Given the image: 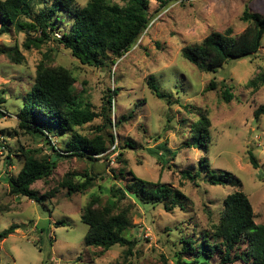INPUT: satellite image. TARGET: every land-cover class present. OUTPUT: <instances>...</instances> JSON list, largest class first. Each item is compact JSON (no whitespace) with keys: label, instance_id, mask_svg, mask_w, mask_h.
<instances>
[{"label":"rangeland","instance_id":"1","mask_svg":"<svg viewBox=\"0 0 264 264\" xmlns=\"http://www.w3.org/2000/svg\"><path fill=\"white\" fill-rule=\"evenodd\" d=\"M74 1L80 7L87 2ZM52 2L37 0L31 7L32 17ZM149 2L148 27L133 47L106 67L81 64L70 50L56 42L57 36L27 49L23 45L26 37L34 38L37 33L17 31L12 25L0 33V100L8 112L5 116L0 114V232L11 224L22 226L0 241V264L122 262L124 247L115 245L106 251L83 249L88 226L82 222L81 214L94 195L102 203L116 201L110 189L124 187L132 179L129 171L179 189L186 199L183 208L167 211L161 203H142L131 194L133 186H129L131 192L117 203L119 208L131 206L133 226L127 233L137 239L127 264H198L193 255L181 252L182 237L196 236L218 223L224 197L235 190L248 194L254 222L264 223V115H253L254 109L264 102V87L253 90L247 85L264 69V33L256 53L229 59L215 71L201 72L181 55L182 47L200 43L211 32L231 27L234 35L239 34L246 26L240 19L243 9L264 15V0H166L164 6H159L158 0ZM57 15L53 35L59 36L69 29L72 17L61 10ZM10 50H17L22 56L20 62L10 59ZM41 61L66 68L74 78L75 94L99 114L109 91L115 88L117 94L107 113L110 125L99 115L76 127L87 138L113 134L115 140L109 146L107 159H59L48 178L31 186L39 195L57 188L52 197L38 203L25 196L10 195L3 178L18 173L23 163L22 148L39 149L37 156L41 157L49 154V145H53L57 152L65 154L63 150L71 136L69 132L49 134L47 138L38 133L30 135L17 125L16 114ZM149 76L167 99L153 94L147 84ZM210 80L215 82L211 90L206 89ZM224 86L233 95L229 102L222 100ZM200 113H205L210 121L207 151L194 147L191 139V127ZM248 150L254 155L257 168L251 166ZM203 157L212 169L239 179L241 186L208 185L198 166ZM185 171H199L196 184L182 176ZM84 172L97 174L86 191L68 195L66 188L57 187L64 174ZM59 219H65L66 224L55 226ZM214 241L216 250L220 249L219 241ZM209 264H220V259L215 256Z\"/></svg>","mask_w":264,"mask_h":264},{"label":"trees","instance_id":"2","mask_svg":"<svg viewBox=\"0 0 264 264\" xmlns=\"http://www.w3.org/2000/svg\"><path fill=\"white\" fill-rule=\"evenodd\" d=\"M37 1V0H36ZM35 0H0V33L7 32L12 25L17 31L37 33L34 38H27L23 45L29 49L31 45L39 47L45 40L56 37L53 20L58 17L59 10L68 13L71 18L69 29L61 31L56 42L70 50L72 56L81 64L93 67H106L114 64L125 52L133 47L141 34L148 27L151 15L149 0H87L82 7L74 0H53L52 5L32 17L31 7ZM159 6H164L166 0H158ZM22 17H26L22 19ZM28 19V20H27ZM60 19V18H59ZM246 23L242 32L233 34L232 28L224 31L211 32L200 43L181 48L182 57L193 64L201 72L215 71L217 66L226 63L229 59H240L254 54L261 46L264 33V15L252 12L245 7L240 16ZM62 21V20H60ZM11 60L20 62L22 56L17 50L7 52ZM74 78L72 74L61 66H48L42 61L35 70L34 83L24 97L22 106L17 112V125L26 133H36L48 137L70 133L65 144L64 153L57 152L53 145H49L50 152L38 157L39 149L22 148L23 163L16 176L9 175L3 179L7 182L10 195L25 196L35 202L47 200L53 196L57 188H53L44 195L31 186L38 180L48 178L54 171L57 161L61 158L77 157L95 162L102 157L107 159L109 146L113 145L115 137L99 134L87 138L76 131V127L90 123L94 118L103 115L110 125L108 112L111 101L117 94L112 89L106 96L102 114L91 109L89 103L83 101L74 92ZM147 84L153 94L159 99H167L153 77L149 76ZM214 80H210L206 89H213ZM247 85L257 90L264 87V69L248 80ZM233 95L229 88L224 86L222 100L229 102ZM0 100V107L2 103ZM6 113V110L3 109ZM255 118L264 115V102L253 111ZM210 121L205 113H200L191 127L193 146L207 151L209 141ZM49 142V141H47ZM55 155V158H53ZM10 159V156H8ZM249 162L257 168V162L251 151L248 150ZM7 163L9 164L10 160ZM198 166L205 175L208 185L241 186L239 179L222 170L212 169L208 160L199 159ZM200 171V170H199ZM199 171L194 174L185 171L182 176L196 184ZM123 174V172H120ZM132 177L124 187H112L111 196L114 200L102 203L97 195L90 197L83 208L81 220L88 226L83 238V249H101L106 251L118 245L124 247V260L112 264H127L128 256L133 255L137 239L128 235L132 228L129 211L131 206L119 208L117 203L131 194L142 203L163 204L167 211L175 207L183 208L186 196L179 189L165 185L159 181H150L128 172ZM79 176L78 178H76ZM97 174L91 175L66 173L58 188H66L68 195L84 192L93 185ZM130 189V190H128ZM139 189V191H138ZM218 223L211 229L199 232L196 236L186 234L182 237L181 252L194 256L198 264H209L211 258L217 256L220 264L240 262L242 264H264V223L254 222L253 207L248 194L242 190H235L223 199ZM55 226L66 224L65 219L55 221ZM20 224H11L0 232V241L20 229ZM219 241L220 249L216 250ZM244 248L240 249V245ZM198 259V260H197ZM191 264V263H189Z\"/></svg>","mask_w":264,"mask_h":264},{"label":"bare ground","instance_id":"3","mask_svg":"<svg viewBox=\"0 0 264 264\" xmlns=\"http://www.w3.org/2000/svg\"><path fill=\"white\" fill-rule=\"evenodd\" d=\"M57 36H58V35H57ZM0 108H1V107H0ZM2 111H3V109H2ZM0 114H1V115H2V114H5V115H6L7 113H6L5 111H3V112L0 113ZM2 116H3V115H2Z\"/></svg>","mask_w":264,"mask_h":264},{"label":"built area","instance_id":"4","mask_svg":"<svg viewBox=\"0 0 264 264\" xmlns=\"http://www.w3.org/2000/svg\"><path fill=\"white\" fill-rule=\"evenodd\" d=\"M3 111H2V109L0 108V113H2ZM3 116H5V114H2Z\"/></svg>","mask_w":264,"mask_h":264},{"label":"water","instance_id":"5","mask_svg":"<svg viewBox=\"0 0 264 264\" xmlns=\"http://www.w3.org/2000/svg\"><path fill=\"white\" fill-rule=\"evenodd\" d=\"M53 158H55V155H53Z\"/></svg>","mask_w":264,"mask_h":264}]
</instances>
